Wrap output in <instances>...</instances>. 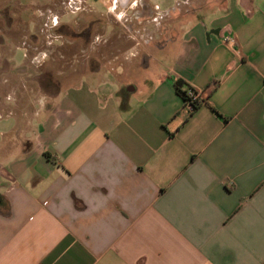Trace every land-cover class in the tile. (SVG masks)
I'll list each match as a JSON object with an SVG mask.
<instances>
[{
	"label": "crops",
	"instance_id": "1",
	"mask_svg": "<svg viewBox=\"0 0 264 264\" xmlns=\"http://www.w3.org/2000/svg\"><path fill=\"white\" fill-rule=\"evenodd\" d=\"M137 1L43 107L0 90V264H264V0Z\"/></svg>",
	"mask_w": 264,
	"mask_h": 264
},
{
	"label": "rangeland",
	"instance_id": "2",
	"mask_svg": "<svg viewBox=\"0 0 264 264\" xmlns=\"http://www.w3.org/2000/svg\"><path fill=\"white\" fill-rule=\"evenodd\" d=\"M108 1L119 5L117 11H113L117 17H126V12L120 9L126 0H0V90L7 93V97H22L24 111H31L32 101L39 100L40 107L46 104V98L40 95L37 84L31 79L37 70L45 65L57 71L64 66H76L75 75L71 76L77 78L80 70L93 66L84 52L94 53L95 47L89 40L101 31L95 30L88 19L101 17L99 13L106 12L104 2ZM168 1L137 2L143 5L149 2L162 9ZM85 38H88L87 43ZM21 66L28 69L27 72L19 73L17 68ZM56 76L58 81L60 75ZM67 80L59 79L57 88L65 90L67 86L63 85ZM30 100L31 104L27 105Z\"/></svg>",
	"mask_w": 264,
	"mask_h": 264
},
{
	"label": "trees",
	"instance_id": "3",
	"mask_svg": "<svg viewBox=\"0 0 264 264\" xmlns=\"http://www.w3.org/2000/svg\"><path fill=\"white\" fill-rule=\"evenodd\" d=\"M173 87H174L176 94L183 100V102H186V101L190 102V104L192 106L190 113H192L193 111H195L198 108V106L200 105V100H198V99L191 100V96L188 93L189 91L194 90L191 86H189L188 84H186L182 80L177 79L173 83Z\"/></svg>",
	"mask_w": 264,
	"mask_h": 264
},
{
	"label": "built area",
	"instance_id": "4",
	"mask_svg": "<svg viewBox=\"0 0 264 264\" xmlns=\"http://www.w3.org/2000/svg\"><path fill=\"white\" fill-rule=\"evenodd\" d=\"M232 41V40H231ZM189 93V95L191 96V100H196V99H198L199 100V96H198V93L195 91V90H193V91H189L188 92ZM184 104H185V106L189 109V110H191V104H190V102H184Z\"/></svg>",
	"mask_w": 264,
	"mask_h": 264
},
{
	"label": "flooded vegetation",
	"instance_id": "5",
	"mask_svg": "<svg viewBox=\"0 0 264 264\" xmlns=\"http://www.w3.org/2000/svg\"><path fill=\"white\" fill-rule=\"evenodd\" d=\"M90 19H93V18H89L88 20H90Z\"/></svg>",
	"mask_w": 264,
	"mask_h": 264
}]
</instances>
